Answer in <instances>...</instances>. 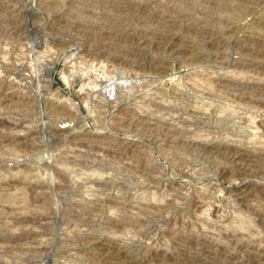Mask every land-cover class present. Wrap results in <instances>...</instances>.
<instances>
[{
	"label": "rangeland",
	"instance_id": "1",
	"mask_svg": "<svg viewBox=\"0 0 264 264\" xmlns=\"http://www.w3.org/2000/svg\"><path fill=\"white\" fill-rule=\"evenodd\" d=\"M263 59L264 0H0V264H264Z\"/></svg>",
	"mask_w": 264,
	"mask_h": 264
},
{
	"label": "bare ground",
	"instance_id": "2",
	"mask_svg": "<svg viewBox=\"0 0 264 264\" xmlns=\"http://www.w3.org/2000/svg\"><path fill=\"white\" fill-rule=\"evenodd\" d=\"M7 2V1H6ZM3 3V2H2ZM19 3V2H18ZM24 3V2H23ZM27 3V2H26ZM251 3V2H250ZM31 4V3H30ZM25 5V4H24ZM7 6V5H6ZM12 6V5H11ZM251 6V5H250ZM17 8V7H16ZM10 9V8H9ZM23 9V8H22ZM22 11V10H21ZM251 11V10H250ZM20 15V14H19ZM10 17V16H9ZM166 18V17H165ZM164 18V19H165ZM13 19V18H12ZM163 20V19H162ZM167 23V22H166ZM166 25V24H165ZM60 27V26H59ZM166 27V26H165ZM171 27V26H170ZM169 28V27H168ZM194 28V27H193ZM6 29V28H5ZM163 29V28H162ZM206 29V28H205ZM204 29V30H205ZM212 29V28H211ZM236 29V28H235ZM193 30H195V29H193ZM213 30V29H212ZM202 31V30H201ZM233 31H235V30H233ZM20 32V31H19ZM200 32V31H199ZM211 32V31H210ZM236 32H237V30H236ZM161 33V32H160ZM166 33V32H165ZM169 33V32H168ZM206 33H207V31H206ZM213 33V32H212ZM222 33V32H221ZM234 33V32H233ZM230 34V33H229ZM198 35V34H197ZM214 35V34H213ZM157 36V35H156ZM226 36V35H225ZM231 36V35H230ZM233 36V35H232ZM213 37V36H212ZM252 37V36H251ZM115 38V37H114ZM200 38V37H199ZM184 40V39H183ZM228 40V39H227ZM91 41H93V40H91ZM106 41V40H105ZM176 41V40H175ZM218 41V40H217ZM249 41V40H248ZM258 41V40H257ZM256 41V42H257ZM104 42V41H103ZM252 42V41H251ZM105 43V42H104ZM123 44V43H122ZM129 44V43H128ZM131 44V43H130ZM133 44V43H132ZM191 44V43H190ZM222 44V43H221ZM256 45V44H255ZM125 46V45H124ZM129 46V45H128ZM143 46V45H142ZM189 46V45H188ZM210 46V45H209ZM176 47V46H175ZM223 47V46H222ZM129 48V47H128ZM136 48V47H135ZM139 48V47H138ZM238 48V47H237ZM250 48V47H249ZM113 49V48H112ZM126 49V48H125ZM186 49V48H185ZM215 49V48H214ZM127 50V49H126ZM130 50V49H129ZM137 50V49H136ZM135 50V51H136ZM111 51V50H110ZM117 51V50H116ZM138 51V50H137ZM247 51V50H246ZM113 52V51H112ZM190 52V51H189ZM203 52V51H202ZM209 52V51H208ZM90 53V52H89ZM194 53V52H193ZM248 54V53H247ZM127 55V54H126ZM198 55V54H197ZM129 56V55H128ZM131 56V55H130ZM92 57V56H91ZM118 57V56H117ZM138 57V56H137ZM195 58V57H194ZM102 59V58H101ZM150 59V58H149ZM264 60V59H263ZM259 62V61H258ZM101 63H102V61H101ZM257 63V62H256ZM261 63V62H260ZM115 64V63H114ZM258 64V63H257ZM147 65V64H146ZM154 65V64H153ZM126 66V65H125ZM163 66V65H162ZM262 71V70H261ZM264 72V71H263ZM222 79V78H221ZM221 83H223V82H221ZM220 83V84H221ZM233 83V82H232ZM234 84V83H233ZM240 85V84H239ZM250 85V84H249ZM261 85V84H260ZM223 86V85H222ZM264 86V85H263ZM233 87V86H232ZM251 87V86H250ZM258 87H259V85H258ZM249 88V87H248ZM255 88L256 87H254V89L253 90H255ZM261 88H262V86H261ZM264 88V87H263ZM239 91V90H238ZM260 91H263V89L262 90H260ZM245 95V94H244ZM252 95V94H251ZM258 97V96H257ZM263 99V98H262ZM74 115V114H73ZM120 143V142H119ZM237 147V146H236ZM241 148V147H240ZM230 150V149H229ZM250 150V149H249ZM236 152V151H235ZM214 154V153H213ZM236 154V153H235ZM257 154V153H256ZM247 155H249V154H247ZM253 155V154H252ZM236 156H237V154H236ZM251 156V155H250ZM254 156V155H253ZM261 155H259V157H260ZM262 157V156H261ZM261 157H260V159H261ZM227 158V157H226ZM255 158H256V155H255ZM241 159V158H240ZM243 159V158H242ZM259 159V158H258ZM264 159V158H263ZM237 160V159H236ZM220 161H222V160H220ZM242 162H243V160H242ZM252 162V161H251ZM225 163V162H224ZM233 164V163H232ZM228 165V164H227ZM260 166V165H259ZM227 167V166H226ZM219 168V167H218ZM231 168V167H230ZM257 168V167H256ZM264 168V167H263ZM253 169V168H252ZM259 169H260V167H259ZM231 170H232V168H231ZM242 170V169H241ZM238 172V171H237ZM251 174V173H250ZM225 175V174H224ZM257 175V174H256ZM249 176V175H248ZM220 177H222V176H220ZM241 182V181H240ZM237 184V183H236ZM33 188V187H32ZM42 189V188H41ZM32 191V190H31ZM37 195V194H36ZM40 198V197H39ZM27 236V235H26ZM25 236V237H26ZM92 236V235H91ZM234 236V235H233ZM26 239V238H25ZM96 239V238H95ZM238 239V238H237ZM31 240V239H30ZM87 240V239H86ZM98 240V239H97ZM177 240V239H176ZM198 240V239H197ZM77 241V240H76ZM91 241H94V240H91ZM19 242V241H18ZM85 242V241H84ZM236 242V241H235ZM244 243V242H243ZM78 244V243H77ZM214 244V243H213ZM235 245V244H234ZM211 246V245H210ZM118 247V246H117ZM191 247V246H190ZM216 247V246H215ZM214 247V248H215ZM247 247V246H246ZM184 249V248H183ZM188 250V249H187ZM202 250V249H201ZM224 250V249H223ZM261 250V249H260ZM106 251H107V249H106ZM184 251V250H183ZM221 251V250H220ZM251 251V250H250ZM196 252V251H195ZM228 252V251H227ZM107 253V252H106ZM109 253V252H108ZM158 253V252H157ZM182 253V252H181ZM105 254V253H104ZM163 254V253H162ZM179 254V253H178ZM208 254V253H207ZM245 254V253H244ZM261 254V253H260ZM115 255V254H114ZM224 255V254H223ZM242 255V254H241ZM240 255V256H241ZM103 256V255H102ZM121 256V255H120ZM150 256V255H149ZM162 256V255H161ZM239 256V255H238ZM114 257V256H113ZM244 257V256H243ZM262 258V257H261ZM100 259V258H99ZM119 259V258H118ZM173 259V258H172ZM254 259H256V258H254ZM141 260H142V258H141ZM188 260V259H187ZM196 260V259H195ZM215 260V259H214ZM229 260V259H228ZM263 260V259H262ZM99 261V260H98ZM137 261V260H136ZM143 261V260H142ZM153 261V260H152ZM206 261V260H205ZM222 261V260H221ZM220 261V262H221ZM260 261V260H259ZM168 262V261H167ZM262 262V261H261ZM264 262V261H263ZM106 263V262H105ZM116 263V262H115ZM125 263V262H124ZM129 263V262H128ZM145 263V262H144ZM151 263V262H150ZM160 263V262H159ZM181 263V262H180ZM228 263V262H227ZM259 263V262H258ZM211 264V263H210ZM214 264V263H213ZM260 264V263H259Z\"/></svg>",
	"mask_w": 264,
	"mask_h": 264
},
{
	"label": "built area",
	"instance_id": "3",
	"mask_svg": "<svg viewBox=\"0 0 264 264\" xmlns=\"http://www.w3.org/2000/svg\"><path fill=\"white\" fill-rule=\"evenodd\" d=\"M114 90L112 88H108V92H113ZM113 99V98H112Z\"/></svg>",
	"mask_w": 264,
	"mask_h": 264
}]
</instances>
